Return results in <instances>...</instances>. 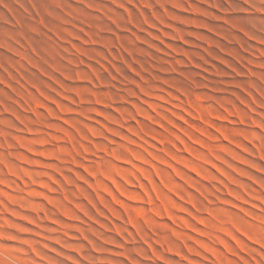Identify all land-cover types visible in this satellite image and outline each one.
<instances>
[{
    "label": "rangeland",
    "instance_id": "374dc122",
    "mask_svg": "<svg viewBox=\"0 0 264 264\" xmlns=\"http://www.w3.org/2000/svg\"><path fill=\"white\" fill-rule=\"evenodd\" d=\"M0 264H264V0H0Z\"/></svg>",
    "mask_w": 264,
    "mask_h": 264
}]
</instances>
